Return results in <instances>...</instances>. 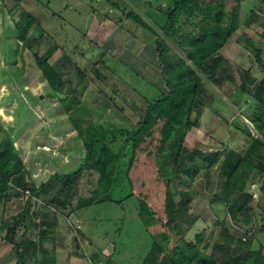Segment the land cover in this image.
I'll return each instance as SVG.
<instances>
[{"label": "trees", "instance_id": "1", "mask_svg": "<svg viewBox=\"0 0 264 264\" xmlns=\"http://www.w3.org/2000/svg\"><path fill=\"white\" fill-rule=\"evenodd\" d=\"M100 1L103 6H108L110 13L119 15L121 12V19L117 23L126 22L129 29L134 28V33L139 31L143 39L157 52L165 91L156 87L155 96L145 97L148 106L133 130L106 128L95 121L93 111L83 102L78 89L71 88L65 82L61 69L50 63L53 56L61 50L60 45L54 43L41 55L34 52L38 41L29 39V30L38 24L40 36L46 35L47 31L39 24L43 18H38L35 12L39 7L46 13L50 12V0H0V15L5 13L7 16L13 14L15 9L24 8L25 2L37 3L35 10L24 13L23 26L14 23L13 27L1 31L0 40L4 41L2 55L8 65L15 64L12 57L20 56L26 68L31 67L38 74V79H34L33 83H37L39 78L46 82L44 95L40 99L56 100L63 107L72 132L85 151L80 165L68 172L50 174L38 187H31L26 183L25 165L16 154L12 139L7 136L0 142V205L4 206L9 199L11 185L21 190L32 188V194L36 196L47 197L58 190L38 213L41 227L48 223L50 228H57L56 214L63 213L69 202L75 199L73 196L77 198L76 209L91 205L93 201V197L84 201L83 196H79V190L77 191L79 177L84 169L103 170L105 173L107 161L114 155L116 159H128L125 161L127 166L123 170L122 180L130 188V193L117 203L122 204L125 199L134 197L138 201L139 216L147 220L148 226L159 222L158 237L153 241L142 264H264V239H257L258 248H252L251 236L255 234V237L259 232L264 237V224L257 228L255 218L258 209L251 205L254 195L250 190L251 182L262 179L261 190L264 197L263 50L247 34L241 35L239 44L255 57L262 75L258 78L250 70L240 69L241 84L238 83L232 62L221 54L253 12L262 10L260 4L264 0H259L256 9H252L244 17L241 14L244 0H166L163 6L160 5L161 0H156L145 3L144 14L131 0L124 1L123 8L118 0ZM198 17L200 21L197 20ZM190 25L195 28L184 30ZM9 29L14 33V40L11 42ZM256 34L264 40V21L256 29ZM0 70L7 72L8 76L11 75V72ZM19 71L16 69L13 74ZM78 75L81 79L86 78L85 73L79 69ZM95 75L105 78L97 70ZM227 89L231 91L228 92ZM209 90H212V95ZM240 100H243V105ZM20 101L22 102L21 97ZM216 101H220V107L214 106ZM207 105L216 113L224 110L227 115L232 116L238 112L251 123L255 134L242 118L237 116L232 120L230 117L227 119L246 136L248 141L244 150L239 152L228 147L223 158L219 151L207 153L199 149L190 152L185 150V141L189 135H196L200 111ZM19 110L23 112V109ZM120 110L123 108L120 107ZM154 141H157V152L152 151L148 156V160L155 165L151 182L140 178L135 180L133 175L139 172L142 164L140 153ZM119 144L122 148L117 149L116 153L115 148ZM200 166H205L208 172L214 169L225 178L222 193L216 200L223 205L232 225L244 233V237L237 239L230 236L223 219L217 217L223 226V241L215 242L209 255L201 249L206 239V229L197 233L195 238H186L195 223L203 220V217L188 216L191 195L175 188L182 173L193 179ZM114 170L109 171V176L104 174L107 178L101 183L102 190H108L114 183ZM54 180L61 181L62 189L53 186L51 182ZM158 183L160 192H163L164 210L160 214L150 201V188ZM135 189L140 192L136 193ZM15 192L17 195L21 194L20 191ZM177 194L181 197L178 203L175 201ZM75 208L68 207L67 212L71 213ZM259 209L263 217L260 219L264 220V210ZM2 212L0 229L7 231L5 240L14 245L17 264H25L26 255L22 249L24 235L19 243H16L15 236L19 230L28 231L34 224L35 216L20 212L17 216L6 219ZM152 214L156 216L154 221L150 220ZM26 218L30 223L22 227ZM78 231L81 229L75 230L77 242L81 246L84 242L83 233Z\"/></svg>", "mask_w": 264, "mask_h": 264}, {"label": "rangeland", "instance_id": "2", "mask_svg": "<svg viewBox=\"0 0 264 264\" xmlns=\"http://www.w3.org/2000/svg\"><path fill=\"white\" fill-rule=\"evenodd\" d=\"M44 1L46 0H40V2ZM119 1L123 8V3L127 0ZM131 1L144 14L145 3L156 0ZM258 2L259 0H244L241 7L242 16L244 17L254 9ZM165 4L166 0H161L160 5ZM24 5V8L20 7L15 9L13 14H9L10 17L5 13L0 15V37H2L1 31L13 27L14 23L23 26L24 13L38 7L37 3L33 2H25ZM260 7L262 10H254V14L248 18L246 24L221 51V54L232 62L240 84V69L250 70L258 78L262 76L255 57L239 44L241 35L247 34L262 48L264 59V40L256 34V29L264 21V2L260 4ZM49 9L51 11L46 13L42 7H39L35 12L38 18H43L41 23H38L47 33L41 37L37 29L38 24L29 30V39L38 41L34 46V52L41 55L51 45L58 43L61 50L53 56L50 63L56 64L61 69L65 82L71 88L78 89L83 102L93 111L95 121L102 123L106 128L133 130L148 106L145 97L155 96L157 88L165 91L160 76L161 65L157 52L143 39L139 31L134 33V28L129 29L126 22L118 24L121 12L119 15L110 13L108 6H103L100 0H50ZM197 20L200 21V17ZM193 28L195 27L190 25L184 30ZM9 33V42H11L14 40L12 29H9ZM3 45L4 41L0 40V69L11 72V75L8 76L7 72L0 70V142L7 136L12 139L16 154L25 165L26 183L31 187H38L50 174L72 170L70 165H80L85 151L79 140L75 138V134L71 136L72 127L63 107L56 100L40 99L44 95L43 89L46 82L39 78L34 84L33 81L38 79V76L36 78L38 74L31 67L26 68L20 56L12 57L15 64L8 65L6 58L2 55ZM16 69L21 71L17 73L18 75L13 74ZM78 69L85 73V79L79 77ZM96 70L105 78L96 77ZM211 91L209 90L210 95H212ZM227 91L231 90L227 89ZM220 104V101H216L214 106L220 107ZM240 104L243 105V100H240ZM120 107L123 110H120ZM19 109H23V112ZM237 116L252 127L251 123L238 112L232 116L227 115L224 110L216 113L207 105L200 111L196 135H189L185 141V150L190 152L193 149H199L207 153L219 151L221 158L224 157L228 147L241 152L245 149L248 140L230 122ZM229 117L231 120H227ZM71 138H74V141L70 140ZM119 139L123 140V138ZM116 147L117 153V149L122 147L121 144ZM72 150L74 151L71 154ZM152 151L157 152V141L140 153L142 164L139 172L133 175L135 180L140 178L151 182L150 178L153 177L155 165L148 160V156ZM151 157L154 158V156ZM48 158L54 159V163L50 164L47 161ZM114 158L113 155L107 161L105 173L103 170L84 169L79 177L77 185L79 196H83L84 201L93 197L91 205L79 207L71 213L63 211L56 214L59 238H64L67 234L68 255L66 250L60 249L57 245L56 228L50 229L48 223L41 227V219L38 217L43 206L58 190L47 197L34 194L29 197L24 193L17 195L15 191H19L20 188L11 185L9 199L4 206L0 205V217L2 210L6 219H11L20 212L35 216L33 226L26 232L17 231L15 236L16 243H19L24 235L22 249L26 255L25 264H142L153 241L158 237L159 222L156 221L148 226L147 220L139 216L138 201L134 197L125 199L122 204L117 203L130 193V188L124 182L125 180H122L128 159L126 158V161L123 160L124 158ZM111 168L115 169L113 179L116 182L114 181L111 187L104 191L101 183L106 181L107 177L104 176L111 172ZM224 181L225 178L218 171L212 169L208 172L205 166H200L193 179L182 173L179 181L175 183L177 191L189 192L191 195L188 216L203 217V220L195 223L186 238H195L197 233L206 229L207 236L201 249L208 254L212 252L215 242L223 241L221 238L223 226L217 217L223 219L230 236L236 239L244 237V233L232 225L230 217L224 212L223 205L216 200V197L222 193ZM51 183L54 187L62 189L61 181L54 180ZM251 183L250 190L254 195L251 205L258 209L255 219L259 229L264 224L259 212V208L264 210L262 179H256ZM150 189V201L160 214L164 210L160 183ZM29 190L32 193V188ZM75 190L76 188L73 192ZM138 191L140 192L135 189L136 193ZM73 197L75 199L69 202L71 209L77 205V198ZM180 200L181 197L177 194L176 203ZM155 217L152 214L150 220L154 221ZM78 221H81L82 227V230L78 232L85 234L92 244V246H85L83 242L80 250L77 249L73 240L75 230L80 223ZM29 223V219L26 218L21 226L25 227ZM44 231L46 232L43 233ZM6 234V230L0 229V264H17L18 258L13 251L14 245L5 240ZM254 235L251 236L252 248L257 249V239H264V237L259 232L255 237ZM73 252L77 254H72ZM97 256L100 257L99 260H96Z\"/></svg>", "mask_w": 264, "mask_h": 264}, {"label": "crops", "instance_id": "3", "mask_svg": "<svg viewBox=\"0 0 264 264\" xmlns=\"http://www.w3.org/2000/svg\"><path fill=\"white\" fill-rule=\"evenodd\" d=\"M74 135V132L71 134V136H73ZM76 138V137H75ZM70 140H73L74 141V138H71ZM48 147V146H47ZM46 147V148H47ZM73 151L74 150H72V152H71V154L73 153ZM69 152H70V149H69ZM55 157V156H54ZM50 164H53L54 162V159H51V158H48V160H47ZM59 163V162H58ZM75 166H78V165H75ZM74 165H70V167H71V169H73L74 167H75ZM69 170H64V171H62V173L63 172H68ZM61 174V173H60ZM68 207H70V205L68 204V206H66L65 208L67 209ZM64 208V209H65ZM72 208V207H71ZM74 208H75V206H74ZM73 208V209H74ZM64 210V212L66 213L67 211H69L68 209L67 210ZM76 209V208H75ZM71 212H72V210H71ZM192 217L194 216V217H197V216H195V215H191ZM68 217H70V216H68ZM7 218V217H6ZM78 222H80L79 223V226H78V228L79 229H81L82 230V227H81V221H78ZM72 228H74V227H72ZM50 229H54V228H50ZM56 231H57V234H56V238L58 239V241H57V245H58V247L60 248V249H62V250H66V255H68V253H69V245H67L66 244V236H67V234H66V236L63 238H59V231H58V228H56ZM69 232H70V230L68 229V234H69ZM74 235H75V238H73V240H74V244L77 246V245H79L78 244V239H77V234L76 233H74ZM207 236V235H206ZM82 238L84 239V245L86 246V245H90V246H92V244L90 243V241H89V239L85 236V234H82ZM75 245H74V248L76 249V247H75ZM207 246V245H206ZM80 248H81V246L79 245V248H77V249H79L80 250ZM204 252H205V250H204ZM206 253V252H205ZM72 254H77V252H73ZM78 254H80L79 252H78ZM94 254H96L95 252H94ZM206 254H208V253H206ZM209 255V254H208ZM100 258V257H99ZM99 258H98V256L96 257V260H99Z\"/></svg>", "mask_w": 264, "mask_h": 264}, {"label": "built area", "instance_id": "4", "mask_svg": "<svg viewBox=\"0 0 264 264\" xmlns=\"http://www.w3.org/2000/svg\"><path fill=\"white\" fill-rule=\"evenodd\" d=\"M20 192H21V194H25L26 196H29V197H31L32 196V193H31V191L29 190V189H24V190H19ZM244 240H246V238H243Z\"/></svg>", "mask_w": 264, "mask_h": 264}, {"label": "water", "instance_id": "5", "mask_svg": "<svg viewBox=\"0 0 264 264\" xmlns=\"http://www.w3.org/2000/svg\"><path fill=\"white\" fill-rule=\"evenodd\" d=\"M250 129L255 134V131L253 130V127H250ZM77 248H79V245H77Z\"/></svg>", "mask_w": 264, "mask_h": 264}, {"label": "bare ground", "instance_id": "6", "mask_svg": "<svg viewBox=\"0 0 264 264\" xmlns=\"http://www.w3.org/2000/svg\"><path fill=\"white\" fill-rule=\"evenodd\" d=\"M2 109H3V108H2ZM2 109H1V110H2Z\"/></svg>", "mask_w": 264, "mask_h": 264}]
</instances>
